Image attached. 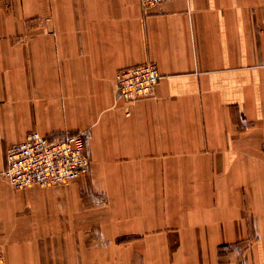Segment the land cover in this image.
Returning a JSON list of instances; mask_svg holds the SVG:
<instances>
[{"label": "crops", "instance_id": "obj_1", "mask_svg": "<svg viewBox=\"0 0 264 264\" xmlns=\"http://www.w3.org/2000/svg\"><path fill=\"white\" fill-rule=\"evenodd\" d=\"M33 130L87 132V174L15 188ZM0 259L264 264V0H0Z\"/></svg>", "mask_w": 264, "mask_h": 264}, {"label": "built area", "instance_id": "obj_2", "mask_svg": "<svg viewBox=\"0 0 264 264\" xmlns=\"http://www.w3.org/2000/svg\"><path fill=\"white\" fill-rule=\"evenodd\" d=\"M166 1L169 0H141V3L150 8ZM160 78L159 67L152 61L120 69L115 79L117 97L130 102L152 97ZM86 142V132L54 136L33 130L24 141L9 146L3 174L17 189L71 183L91 167Z\"/></svg>", "mask_w": 264, "mask_h": 264}, {"label": "rangeland", "instance_id": "obj_3", "mask_svg": "<svg viewBox=\"0 0 264 264\" xmlns=\"http://www.w3.org/2000/svg\"><path fill=\"white\" fill-rule=\"evenodd\" d=\"M86 137L88 138V134H87V132H86ZM87 174V173H86Z\"/></svg>", "mask_w": 264, "mask_h": 264}]
</instances>
